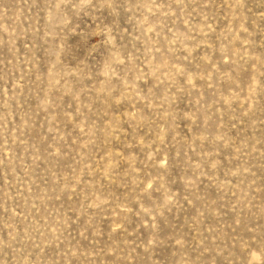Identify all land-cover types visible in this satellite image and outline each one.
<instances>
[{"label":"rangeland","instance_id":"1","mask_svg":"<svg viewBox=\"0 0 264 264\" xmlns=\"http://www.w3.org/2000/svg\"><path fill=\"white\" fill-rule=\"evenodd\" d=\"M0 264H264V0H0Z\"/></svg>","mask_w":264,"mask_h":264}]
</instances>
